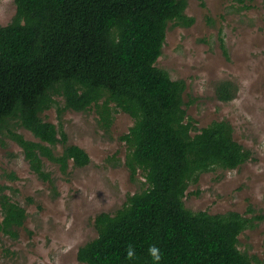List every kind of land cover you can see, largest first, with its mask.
I'll use <instances>...</instances> for the list:
<instances>
[{
    "label": "trees",
    "instance_id": "16d2710c",
    "mask_svg": "<svg viewBox=\"0 0 264 264\" xmlns=\"http://www.w3.org/2000/svg\"><path fill=\"white\" fill-rule=\"evenodd\" d=\"M13 1L15 15L0 25L1 145L5 139L17 143L32 171L52 181L43 158L63 173L70 162L81 168L91 160L68 143L62 123L43 119L45 111L55 107L60 117L67 110L95 109L107 129L115 113L133 119L120 137L128 148L125 163L132 176L141 170L148 186L115 212L95 216L97 236L78 248V261L153 264L148 248L156 245L160 264H257L238 245L240 234L262 216L210 214L184 205L189 185L201 174L233 170L252 157L228 121L198 129L184 109L185 81L156 66L168 24L190 27L195 21L186 14L188 0ZM235 94L229 83L217 85L220 101ZM18 128L39 141L27 140ZM59 144L63 149L56 153ZM7 188L0 183V231L16 237L27 214ZM129 244L133 260L126 259Z\"/></svg>",
    "mask_w": 264,
    "mask_h": 264
},
{
    "label": "rangeland",
    "instance_id": "374dc122",
    "mask_svg": "<svg viewBox=\"0 0 264 264\" xmlns=\"http://www.w3.org/2000/svg\"><path fill=\"white\" fill-rule=\"evenodd\" d=\"M15 13L13 0H0V25L8 24ZM186 14L194 23L168 24L156 66L173 80L185 81L184 109L198 129L228 121L234 139L252 157L236 169L201 174L189 185L184 205L210 214L262 216L240 234L238 247L255 263L264 264V0H206L205 6L188 0ZM223 82L236 91L229 102L216 95ZM42 117L57 126L62 123L68 143L83 148L91 161L81 168L70 162L63 173L58 164L43 158L52 180L46 181L32 171L17 143L5 139L0 144V183L27 214L23 226L15 228L16 237L0 231V264H85L78 261L77 250L97 236L95 216L115 212L128 196L148 186L143 172L132 176L125 163L128 148L120 137L133 119L115 113L107 129L95 109L67 110L58 117L54 107ZM18 133L39 141L24 128ZM62 149L59 144L55 152ZM2 218L0 208V223Z\"/></svg>",
    "mask_w": 264,
    "mask_h": 264
},
{
    "label": "clouds",
    "instance_id": "9594fccd",
    "mask_svg": "<svg viewBox=\"0 0 264 264\" xmlns=\"http://www.w3.org/2000/svg\"><path fill=\"white\" fill-rule=\"evenodd\" d=\"M148 254L152 258L153 264H160L162 255L160 249L156 245H150L148 248ZM136 258L135 248L129 244L126 248V259L133 260Z\"/></svg>",
    "mask_w": 264,
    "mask_h": 264
}]
</instances>
